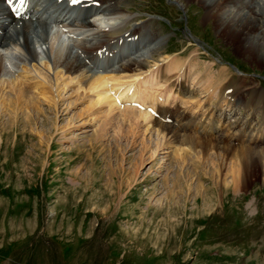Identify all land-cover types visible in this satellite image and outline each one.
Wrapping results in <instances>:
<instances>
[{
  "label": "rangeland",
  "instance_id": "374dc122",
  "mask_svg": "<svg viewBox=\"0 0 264 264\" xmlns=\"http://www.w3.org/2000/svg\"><path fill=\"white\" fill-rule=\"evenodd\" d=\"M123 5L122 19L133 18L124 28L151 20L161 37L156 60L167 55L186 65L194 56L202 79L211 67L215 77L224 72V84L264 92V62L246 55L239 36L219 31L194 0ZM58 31L50 32L46 46L59 47ZM14 61L20 69L25 59L16 54ZM72 91L56 113L31 116V128L20 117L11 127L7 116L0 120V264H264V181L258 169L236 193L222 189L229 164L200 170L191 165L192 155L183 164L175 156L181 143L169 140L151 156L155 133L132 137L122 115L75 117L88 102ZM249 97L243 102L247 111L232 120L259 126L264 99L257 110ZM119 131L127 137H115ZM149 136L151 148L144 149ZM119 176V192L108 194Z\"/></svg>",
  "mask_w": 264,
  "mask_h": 264
},
{
  "label": "bare ground",
  "instance_id": "6f19581e",
  "mask_svg": "<svg viewBox=\"0 0 264 264\" xmlns=\"http://www.w3.org/2000/svg\"><path fill=\"white\" fill-rule=\"evenodd\" d=\"M194 1L216 21L219 31L239 36L246 55L264 62V0ZM68 2L30 0L28 17L15 20L4 0H0V48L5 51H0V120L7 116L11 127L20 117L26 123L24 127L31 128V116H44L47 111L56 113L66 93L73 90L70 95L76 94L78 101L88 102L75 117L89 113L101 121L116 120L122 115L120 123L129 127L127 132L132 137L141 131L145 135L155 133L151 156L159 153L168 140L179 142L181 147L175 156L183 164L188 155L193 156L191 165L200 170L208 167L215 172L221 163L229 164L230 169L221 179L222 189L230 187L236 193L238 184L245 185L257 169V177L260 174L264 181V118L259 126L252 121L239 125L232 120L236 112L247 111L243 102L249 94L250 103L257 104V110L261 108L264 92L254 88L248 94L240 84H224V72L215 77L211 67L202 79L194 56L186 65L167 55L156 60L161 37L155 29L154 32L151 20L124 28V24L133 22L128 15L122 19L121 6L126 0H92L99 4L97 7L84 1L72 8ZM76 22L78 29H73ZM52 25L68 27V33L75 34L73 41L61 40L65 35L59 30L54 38L57 42L60 39L59 47L54 48L56 43L46 46ZM124 45L134 52L124 55L123 49H119ZM115 52L120 53L119 59L114 66L109 65L107 59ZM16 54L26 61L20 69L14 61ZM101 63L109 67L96 71ZM201 93L204 95L197 97ZM43 106L47 109L43 110ZM260 112L263 114L264 109ZM155 113L157 118L152 115ZM115 133V137H127L120 131ZM152 142L151 137L142 141L144 149H150ZM228 176H232L230 181ZM119 178L108 186V194H114L116 189L119 192L120 187L115 184ZM206 192L203 188L202 196ZM108 206L106 203L105 207Z\"/></svg>",
  "mask_w": 264,
  "mask_h": 264
},
{
  "label": "snow or ice",
  "instance_id": "6c2138e0",
  "mask_svg": "<svg viewBox=\"0 0 264 264\" xmlns=\"http://www.w3.org/2000/svg\"><path fill=\"white\" fill-rule=\"evenodd\" d=\"M14 2L23 5L25 3V0H7V3L9 4V6H12ZM73 2H76V0H73Z\"/></svg>",
  "mask_w": 264,
  "mask_h": 264
}]
</instances>
